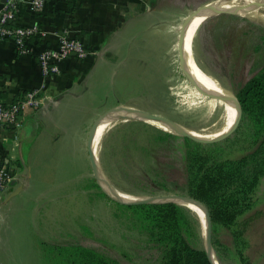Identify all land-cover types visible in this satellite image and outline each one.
Returning a JSON list of instances; mask_svg holds the SVG:
<instances>
[{"label": "rangeland", "instance_id": "obj_1", "mask_svg": "<svg viewBox=\"0 0 264 264\" xmlns=\"http://www.w3.org/2000/svg\"><path fill=\"white\" fill-rule=\"evenodd\" d=\"M221 1L228 0H158L155 7L164 11L160 26L169 31L171 35L166 37L172 40L170 45L163 43V47L157 52L159 59L157 55L154 61L157 65L161 61V65L152 76L156 78L163 74L169 75L167 84L166 80L161 81V84L155 85L160 87L159 94L152 97L140 94L131 103L147 113L173 120L188 130H198L210 124L212 126L220 120V97L195 87L181 67L179 37L187 15L207 3L213 2V5ZM238 2L251 7L258 2L264 3V0ZM252 8L257 9L255 14H245L242 17L220 14L206 18L193 40V55L233 95L264 63V5ZM255 46H258L256 50ZM135 50L133 47L130 55L134 59L129 65L131 71L136 70V67L139 71L137 59H142L136 55ZM124 55L123 52L115 51L108 57V63L100 66L85 95H91L88 100L90 111L69 115L76 120L69 133L66 131L64 117L60 118L64 123L59 121L57 125L46 124L33 155L24 163V167L30 170L31 161L34 168L32 175L29 172L28 179L31 186L29 193L35 203L28 205L29 211L25 216H22V211L18 208L6 213L0 210V264H71L65 258L64 261H56L58 253L62 257L66 254L79 256L74 264H84V258L80 256L83 252H72L75 248H86L108 258H116L120 264H158L155 259L128 261L121 256L128 252L129 245L122 233L135 234H128L125 227L114 219V204L103 197L96 187L88 145L87 150H81L79 141L83 135V126L86 125L85 120L93 112L102 114L120 102H127L129 93H118L113 86L116 77L114 73L122 65L116 68V60H122ZM131 59L128 63L132 62ZM185 60L195 81L209 91H216L195 66L192 67L186 56ZM113 62L116 63L110 67ZM166 86L169 87L168 90ZM238 125L232 133L219 141L225 155L230 158L239 157L250 150L248 126L241 122ZM157 130L166 132L150 122L129 120L117 121L108 129L98 160L102 174L113 189L134 197L149 196L140 193L139 181L126 180L124 177L135 180L146 178L148 167L154 161V154L147 155L141 148L151 146L152 136ZM74 131H78L75 138L66 140V136L74 134ZM169 174L173 179L178 178L177 171ZM42 193L44 198L39 200ZM256 198L255 206L245 217L248 219L246 235L250 243L247 254L252 264H264V178L256 192ZM186 213L194 228L197 225L202 237L198 218L187 211ZM219 237L223 243H229V236L225 231H221ZM217 263L220 264L218 261ZM227 263L232 264V261L227 260Z\"/></svg>", "mask_w": 264, "mask_h": 264}, {"label": "crops", "instance_id": "obj_2", "mask_svg": "<svg viewBox=\"0 0 264 264\" xmlns=\"http://www.w3.org/2000/svg\"><path fill=\"white\" fill-rule=\"evenodd\" d=\"M4 2L5 0H0V12ZM156 3L158 0H49L41 12L25 9L19 16V25L38 23L46 31L45 42L38 43L33 40L30 45L31 53L19 54L13 40L0 36V94L8 103L18 100L24 91L39 87L43 83L38 55L46 46L56 45L62 33L81 39L89 50L84 59L69 57L60 63L61 71L49 80L42 107L36 110L26 109L22 129L12 132L0 127V147L2 146L6 156L11 159L13 170V179L0 198V210L6 213L18 208L22 211V216L27 215L30 207L28 205L35 202L29 193L31 186L28 179L29 172L32 175L34 168L30 161V170L24 173L26 159L33 155L46 124L57 125L62 121L60 118L64 117L66 131L69 133L76 124V120L69 115L90 111L88 100L91 95L85 97L90 81L100 66L108 63V57L112 53H125L122 60L119 58L117 63L109 65L113 67L116 63L117 68L122 64L114 73L116 77L113 80L116 92L129 93L127 102H120L121 105L140 109L131 103L133 98L140 94H149L152 97L160 92V87H155L156 84L165 80L167 84L169 75L163 74L156 78L152 76L161 65V61L158 65L154 61L157 52L163 43L170 45L172 40L166 37L170 34L169 31L160 26L164 11L155 7ZM133 47L136 48V55L142 57L137 59L139 71L137 67L136 70L129 69L134 60L130 57ZM129 59L132 60L131 63H128ZM168 88L166 86L167 90ZM100 113L95 111L85 120L83 135L79 138L81 150H87L89 129L103 114ZM77 133L78 131H74V134L66 136V140L75 138ZM13 181L16 184L13 185ZM18 187L23 189L7 201L9 195ZM43 198L42 193L39 200Z\"/></svg>", "mask_w": 264, "mask_h": 264}, {"label": "trees", "instance_id": "obj_3", "mask_svg": "<svg viewBox=\"0 0 264 264\" xmlns=\"http://www.w3.org/2000/svg\"><path fill=\"white\" fill-rule=\"evenodd\" d=\"M44 39L31 36L28 42L31 45L33 40L41 43L45 42ZM257 48L255 46V50ZM235 96L241 108L238 124L245 123L249 130L248 152L230 158L225 155L221 142L204 144L157 130L151 146L141 148L147 155L154 154L146 178H124L139 181L138 189L145 195L184 194L201 201L210 216L212 246L217 261L220 264H228L227 260L232 264H252L247 254L250 243L245 217L257 202L256 192L264 178V63L239 86ZM232 116L230 104L226 117L220 122L224 127L216 134L229 128ZM171 171L178 172L177 179L171 177ZM96 187L114 204V219L125 227L128 234H135L122 233L129 242L128 252L121 254L122 257L128 261L155 259L158 264H211L197 225L194 228L186 211L192 213L185 207L175 203L120 204ZM221 231L227 233L229 243L222 242ZM73 251L83 252L80 256H83L84 264H120L116 258L86 248ZM58 255L56 261L65 258L71 264L79 258Z\"/></svg>", "mask_w": 264, "mask_h": 264}, {"label": "water", "instance_id": "obj_4", "mask_svg": "<svg viewBox=\"0 0 264 264\" xmlns=\"http://www.w3.org/2000/svg\"><path fill=\"white\" fill-rule=\"evenodd\" d=\"M230 0H228L229 2ZM213 3V2H212ZM212 3H207L203 6L198 7L194 11H192L189 15H187L183 21V24L181 26L180 30V37H179V54H180V64L181 67L185 73V75L189 78V80L195 85V87H199L205 91L211 92L214 94L213 96L220 97L226 101H229L235 112H236V117L232 125L225 131L220 136H215L211 137L209 139H202L199 138L189 132L188 129L185 127L181 126L177 122L167 119L165 117L153 115L150 113H147L143 110L129 107V106H123V105H117L114 106L113 108L109 109L108 111L104 112L102 115H100L94 123L91 125L88 133V138H87V145H88V153L91 161V167H92V174L95 179L96 184L100 188V190L111 200L120 203V204H125V205H137V204H161V203H175L178 205L182 204H192L193 206L197 207L203 214V219H204V232L202 233V238H203V244H204V249L206 252V255L210 261L211 264H218L217 259L213 250L212 242H211V220L210 216L208 213V210L206 206L199 200L184 195V194H156V195H149V196H144V197H134L133 199H127L123 196H121L118 191L113 189V187L109 184L107 179L104 177V175L101 172V168L99 166V160L95 156L94 152V147H93V139H94V134L97 130V127L104 123V122H111L115 123L117 121L121 120H129V121H145V122H152V121H158V122H163L165 123L169 129L175 131L176 135L183 136V137H188L196 142L199 143H215L223 140L226 138L230 133L234 131V129L237 127L240 117H241V108L239 101L237 97L233 94H230L226 91L225 92H217V91H209L207 88L202 86L200 83L195 81V79L192 76V73L187 66L185 56H184V44H185V36H186V31L189 26V24L195 19V18H203L204 20L206 18L220 15V14H229V15H235V16H244L247 11L251 7H260L263 6L264 3H255L252 5L250 8L249 7H228L224 6L221 7L219 5H211ZM121 110L125 112V115H113L115 114V111ZM28 172L27 167L25 166L24 168V173L26 174ZM13 185L16 184V181H13ZM23 187H18L15 191H13L9 197L7 198V201L17 195Z\"/></svg>", "mask_w": 264, "mask_h": 264}, {"label": "built area", "instance_id": "obj_5", "mask_svg": "<svg viewBox=\"0 0 264 264\" xmlns=\"http://www.w3.org/2000/svg\"><path fill=\"white\" fill-rule=\"evenodd\" d=\"M49 0H5L0 12V36L14 41L19 54H29L32 49L29 37H46V31L40 24L29 26L18 24V19L25 9L41 12ZM89 54L87 45L77 38L62 33L54 46H46L38 55L43 83L34 89L24 91L18 100L8 103L0 94V127L12 132H18L24 125L25 111L28 108L42 107L48 82L59 75L60 63L69 57L84 59ZM13 179L11 159L0 147V198L5 188Z\"/></svg>", "mask_w": 264, "mask_h": 264}, {"label": "bare ground", "instance_id": "obj_6", "mask_svg": "<svg viewBox=\"0 0 264 264\" xmlns=\"http://www.w3.org/2000/svg\"><path fill=\"white\" fill-rule=\"evenodd\" d=\"M213 5H219L221 7L228 6L231 8L249 7L245 4H240L238 2V0H230L229 2L224 1V2L213 4ZM256 12H257V9L251 7L249 9V11L246 12V14H255ZM203 21H204L203 18H195L189 24L187 31H186V36H185V44H184L185 56H186L187 60L189 62H191L193 66H195V68L200 73V75L204 79H206V81L209 84H211L212 88H214L217 92H225L226 93V91L224 90L222 85L219 83V81L193 55V50H192L193 40H194V37L196 35V32L198 31V29H199V27ZM190 35H191V42H190ZM191 43H192V45H191ZM220 99H221V103H222L221 104L222 114H221L220 120L218 122L216 121L217 123H215L212 126L210 124V126L204 127V128L198 129V130H189V132L191 134H193L199 138H202V139H209L211 137L220 136L223 133H225V132H223L221 134H216L215 132L219 131L220 129H222L224 127V125H222V123H220V122H222V120L226 117L231 103L229 101L222 99V98H220ZM125 114H126L125 112L118 110V111H115V114H113V115H116V116L121 115L122 116ZM235 117H236V112L233 108V116H232L230 125H232V123L234 122ZM150 123L153 124L154 126H156L157 128L161 129V130H164L166 132H170V134L176 133L175 131L169 129V127L163 122L152 121ZM112 124H114V123L104 122L97 127V130L94 134V139H93L94 152H95V156L97 158H99V152L101 149L103 138H104L106 132L108 131V129L111 127ZM118 193L127 199H133L134 198V196L129 195V194H123L120 192H118ZM181 206L185 207L188 211H190L194 216H196L198 218L200 225H201V230L203 233L204 232V226H203L204 219H203L202 212L197 207L193 206L192 204H182Z\"/></svg>", "mask_w": 264, "mask_h": 264}]
</instances>
